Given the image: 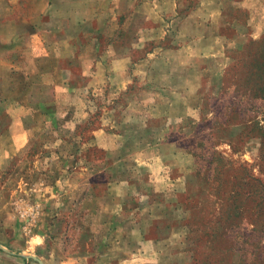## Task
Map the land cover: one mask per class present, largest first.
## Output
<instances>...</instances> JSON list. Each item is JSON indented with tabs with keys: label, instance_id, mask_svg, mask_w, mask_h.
Returning a JSON list of instances; mask_svg holds the SVG:
<instances>
[{
	"label": "rangeland",
	"instance_id": "374dc122",
	"mask_svg": "<svg viewBox=\"0 0 264 264\" xmlns=\"http://www.w3.org/2000/svg\"><path fill=\"white\" fill-rule=\"evenodd\" d=\"M248 1L257 3L246 15L253 27L217 32L222 45L212 60L180 65L168 57L184 41L172 13L160 23L159 41L148 37L158 35L151 30L156 23L138 12L143 34L130 47L126 30L142 0H0V102L6 96L28 105L21 90L47 57H58L43 78L59 95L62 74L79 79L66 110L43 118L36 109L29 113L24 148L13 154L7 137L0 140V264H36L29 255L59 264L61 252L47 254L63 244L76 257L84 223L94 221L95 197L114 196L125 213L127 205H146L140 187L153 188L176 212L163 233V264H264V0ZM238 15L245 17L241 9ZM101 25L106 33L113 28L107 34L130 65L109 64L111 38L99 33ZM159 56L170 58L167 67L179 77L153 74ZM99 57L105 81L83 86L79 75L94 68L81 61ZM141 58L147 61L139 66ZM190 68L196 70L184 76ZM148 119L162 126L148 128ZM149 136L156 143L148 145ZM110 165L128 185L102 188L107 174L97 170Z\"/></svg>",
	"mask_w": 264,
	"mask_h": 264
},
{
	"label": "crops",
	"instance_id": "0c3cea01",
	"mask_svg": "<svg viewBox=\"0 0 264 264\" xmlns=\"http://www.w3.org/2000/svg\"><path fill=\"white\" fill-rule=\"evenodd\" d=\"M251 2L252 4H250ZM251 5L256 7L257 3L248 0H142L140 11H135L133 13L136 19H133V22L126 30L129 40L131 38V41H128L130 47H135V45H137L138 41L135 42L134 37L138 34L140 36L143 34L142 31L144 27L140 28V26H137L141 23L142 18L145 22L156 23L155 27L151 30L158 33V35H152V32H149L150 35H148V37L159 40L160 30L161 32L164 31V29H160V23H163L162 21L165 13H172L171 22L174 20L177 22L175 29L177 32L176 34L178 37L180 36L184 39V41L183 44L179 45L168 57H173V61L180 65L185 63L184 60L186 61L188 58H193L196 63L204 61L203 58L206 57L209 58H207V61H210L212 60L211 57H214L216 54L215 50L222 45V40H220L221 36L217 35V32L231 31L240 33L244 31L245 27L251 28L254 26L255 21L253 24H250L249 21L246 23L247 11H254ZM165 6L168 7L167 11L163 10ZM240 9L242 10V17L245 14V17H243L244 19H241L238 15ZM138 12L142 13L140 14L142 15L141 19H138ZM101 29L102 25L100 26L99 33L104 38H111V44L108 45L107 51L111 57L109 59V64L111 66L130 65L131 59L129 58V54L124 53L121 46L113 44V36H111L113 28L107 31V33L111 35L103 32ZM202 33L207 37L205 41L203 40V36L200 35ZM50 34L56 39L57 35L55 33H48V39ZM77 34L79 35V32ZM54 38L51 41H53ZM60 39L65 40L66 38L63 36ZM148 39L150 38H147V40ZM181 48L182 50L186 48V54H182L179 51ZM42 57L46 58L44 55L35 56L37 59ZM170 58H165L163 56L155 58L154 63H158L156 66H158L157 68L159 70V73L157 71L153 73L156 77H161V79L165 77L173 79V76H175L173 70L167 67V64L170 63ZM47 59L37 61L39 65H41L37 68L38 78L34 80V83L31 85L27 83L25 89L23 88L21 90L23 91V97L27 98L28 105H12L13 103H11L10 99H7L6 96H4L5 98L0 102V129H3V132L0 134V140L1 138L7 137L9 140L7 141V143L9 142V152L13 154L29 143V113L36 109L38 110L39 116L42 117L41 114H44L49 107H60L61 105H63L61 107H65L64 105H67L71 99V90L77 88L78 78H74L73 80V77L71 78L70 76L66 77L64 80V74H62V94L59 95L58 87L54 84H49L51 82L43 78V74L51 69L50 65H52V62L58 59V57H53L51 61L50 57H47ZM64 60L67 65L66 67H69L71 62L70 58H65ZM145 61H147V59L141 58V60H138L136 63L141 66ZM81 62L83 65H92L94 68L92 75L88 77L85 76V71L79 75L81 81H83V86L88 88L95 86L100 87L103 81H105V76L101 67L103 64H106L104 60L99 57V59H95L94 61L83 60ZM43 64L49 66L43 68ZM160 66H162L161 69ZM195 70L196 69L191 68L187 69L183 75L186 76L190 71ZM200 71L204 70L201 68ZM149 72L152 73L151 70ZM68 74L69 73H67V75ZM177 77H179V75L175 76V78ZM64 83H66V85H64ZM14 102L19 101L15 100ZM153 125L155 127H153ZM173 125L176 127V124ZM147 126L148 128L158 129L162 124L160 121L152 120L149 121ZM34 127L33 125V128ZM36 128L38 129V127ZM177 128L180 129V124L177 125ZM145 141L148 145L156 143L153 142L152 136H149L148 139L145 138ZM102 172L107 174L108 183L105 187H102L105 188V190H108V187H110L108 191H113L117 183L122 187H125L123 185L124 182L128 185V180L121 177V173L113 172L112 165L97 170L98 174ZM140 189L141 187L137 189V195L145 196L147 200L146 205L132 208H129V205H127L125 213H123L125 211L123 202H120L121 200H115L114 196H109L108 199L101 201L96 200L95 197L94 212L91 217H94V221L84 223L76 257H73L74 255L68 254L65 251L64 244L61 249L59 248L55 251L49 250L47 256L50 254L52 255L53 252L59 255V252H61L62 261L59 264H82V259L90 257H94V259L88 264H163L167 256V254L164 253L163 245L167 234L163 235V233L167 226L174 224H171L173 219H169L172 213L173 217H175L176 212L172 209V206H168L169 204L167 205L164 204V202H160L158 196L153 192V188L148 187V189L145 188V190ZM130 197L131 194L126 197L127 204L131 199ZM166 206H168V210H166ZM115 222L122 227L120 229L114 227V225H116Z\"/></svg>",
	"mask_w": 264,
	"mask_h": 264
},
{
	"label": "trees",
	"instance_id": "16d2710c",
	"mask_svg": "<svg viewBox=\"0 0 264 264\" xmlns=\"http://www.w3.org/2000/svg\"><path fill=\"white\" fill-rule=\"evenodd\" d=\"M59 108H61V109H64V110H66L64 107H55V106H53V108H47V110L44 112V114L45 115H50V116H54V114H55V112H56V110H58ZM24 259V258H23ZM25 260V259H24Z\"/></svg>",
	"mask_w": 264,
	"mask_h": 264
},
{
	"label": "water",
	"instance_id": "95a60500",
	"mask_svg": "<svg viewBox=\"0 0 264 264\" xmlns=\"http://www.w3.org/2000/svg\"><path fill=\"white\" fill-rule=\"evenodd\" d=\"M27 258L32 259V260L35 261L37 264H43V262H42L40 259H38L37 257H35V256H27Z\"/></svg>",
	"mask_w": 264,
	"mask_h": 264
}]
</instances>
